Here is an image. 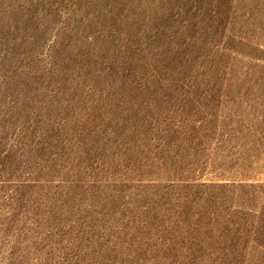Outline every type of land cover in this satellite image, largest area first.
<instances>
[{
	"label": "rangeland",
	"instance_id": "374dc122",
	"mask_svg": "<svg viewBox=\"0 0 264 264\" xmlns=\"http://www.w3.org/2000/svg\"><path fill=\"white\" fill-rule=\"evenodd\" d=\"M0 264H264V0H0Z\"/></svg>",
	"mask_w": 264,
	"mask_h": 264
}]
</instances>
